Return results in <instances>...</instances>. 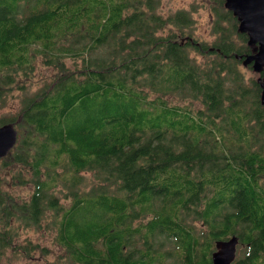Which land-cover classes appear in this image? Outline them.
Returning <instances> with one entry per match:
<instances>
[{
  "label": "trees",
  "instance_id": "16d2710c",
  "mask_svg": "<svg viewBox=\"0 0 264 264\" xmlns=\"http://www.w3.org/2000/svg\"><path fill=\"white\" fill-rule=\"evenodd\" d=\"M211 2L208 43L190 12L160 15V0H0V101L38 60L54 72L33 93L22 87L27 137L0 161L34 186L22 204L0 186V257L11 218L40 226L52 212L72 264H213L232 236L234 264H264V65L245 64L259 45L227 0ZM87 173L97 184L80 191Z\"/></svg>",
  "mask_w": 264,
  "mask_h": 264
},
{
  "label": "rangeland",
  "instance_id": "374dc122",
  "mask_svg": "<svg viewBox=\"0 0 264 264\" xmlns=\"http://www.w3.org/2000/svg\"><path fill=\"white\" fill-rule=\"evenodd\" d=\"M130 1L133 2L134 0ZM159 4L157 12L165 18L180 11L190 12L194 20L193 30L195 36L204 42L212 43L214 41V36L212 34L213 15L211 12V0H160ZM66 63L67 66L70 67L72 60L67 59ZM242 69L248 81L258 78V75L254 71L245 67H242ZM53 75L54 72L43 66V62L40 59L37 62V72L30 82L25 84L26 81L20 79L18 82L19 85L17 84L12 89L3 91V94L8 96V99L5 102L0 101V121L3 118H14L11 124H13L18 131L19 138L27 137L24 130L22 129L20 131L16 126L22 122L21 117H19L22 106L21 101L24 97L22 87H28L29 92L33 93L46 83L51 82ZM197 106L199 107V105ZM17 119V123H14ZM18 141L21 140L18 139ZM12 152H10L9 155ZM9 155L6 158H9ZM9 166L11 167H5L3 163H0V186L2 191L11 196L15 202H19V204L25 203L31 198L34 186L30 182L26 183V185H20V177L17 175L20 171L19 165L13 164ZM63 166L65 165L62 164L61 167ZM23 169H25L22 173L23 177L30 180L33 174L32 171L29 168L23 167ZM59 172L64 175L66 179H69L72 175L70 171L64 173L63 170H60ZM46 175L44 176V180L47 178ZM82 176L83 182L80 185V191H91L92 186L97 184L96 180L91 173L83 174ZM68 191H70V189L67 186L62 187L59 185L55 189V194L61 198V203L65 206L69 205V200H65V195ZM53 220L54 217L52 212H47L40 221V226H35L32 221L26 224L22 220L11 218L8 230L10 228L13 229L16 236L13 239L12 247H9L0 257V264H72L67 254L56 242L57 232ZM139 222L140 221H136L135 224L138 225ZM144 222H147V220ZM188 223L190 226L193 225L197 229L203 228L201 222L196 218L193 219L189 217ZM163 240L164 237H161L158 241ZM23 244H29L34 247V252H23L21 249ZM168 247H170L169 244L161 246L163 251H167ZM241 253L239 245L238 256H240ZM172 255H174V253H172Z\"/></svg>",
  "mask_w": 264,
  "mask_h": 264
},
{
  "label": "water",
  "instance_id": "95a60500",
  "mask_svg": "<svg viewBox=\"0 0 264 264\" xmlns=\"http://www.w3.org/2000/svg\"><path fill=\"white\" fill-rule=\"evenodd\" d=\"M227 7L240 19L242 30L250 35L251 43L258 44L260 52L246 59L245 64L255 63L256 71L264 65V0H227ZM262 103L264 104V83ZM19 133L13 124L0 126V161L16 147ZM240 238L217 241L212 254L213 264H234L238 256Z\"/></svg>",
  "mask_w": 264,
  "mask_h": 264
}]
</instances>
